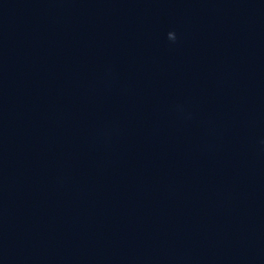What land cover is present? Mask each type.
Wrapping results in <instances>:
<instances>
[{
  "label": "clouds",
  "instance_id": "1",
  "mask_svg": "<svg viewBox=\"0 0 264 264\" xmlns=\"http://www.w3.org/2000/svg\"><path fill=\"white\" fill-rule=\"evenodd\" d=\"M168 39L171 41H175L176 40V34L174 32H169L168 33Z\"/></svg>",
  "mask_w": 264,
  "mask_h": 264
}]
</instances>
